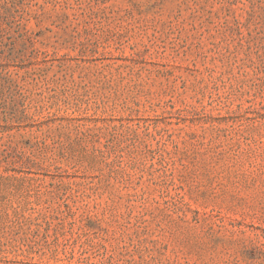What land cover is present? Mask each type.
I'll return each mask as SVG.
<instances>
[{
    "label": "rangeland",
    "instance_id": "1",
    "mask_svg": "<svg viewBox=\"0 0 264 264\" xmlns=\"http://www.w3.org/2000/svg\"><path fill=\"white\" fill-rule=\"evenodd\" d=\"M0 264H264V0H0Z\"/></svg>",
    "mask_w": 264,
    "mask_h": 264
}]
</instances>
